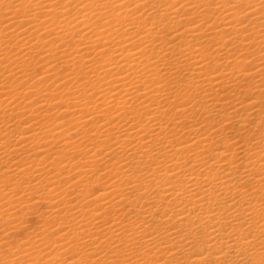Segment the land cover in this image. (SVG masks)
<instances>
[{"label":"bare ground","instance_id":"6f19581e","mask_svg":"<svg viewBox=\"0 0 264 264\" xmlns=\"http://www.w3.org/2000/svg\"><path fill=\"white\" fill-rule=\"evenodd\" d=\"M0 264H264V0H0Z\"/></svg>","mask_w":264,"mask_h":264},{"label":"rangeland","instance_id":"374dc122","mask_svg":"<svg viewBox=\"0 0 264 264\" xmlns=\"http://www.w3.org/2000/svg\"><path fill=\"white\" fill-rule=\"evenodd\" d=\"M53 115H54V117H55L57 120H59L60 117H61L60 114H59L58 112L54 113ZM91 180H93V179H91ZM91 180H90V181H91Z\"/></svg>","mask_w":264,"mask_h":264}]
</instances>
